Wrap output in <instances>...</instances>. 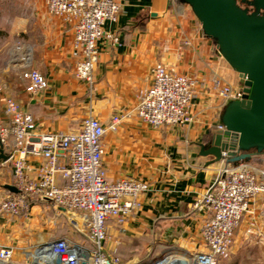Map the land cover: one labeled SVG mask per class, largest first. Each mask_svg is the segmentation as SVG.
I'll use <instances>...</instances> for the list:
<instances>
[{
	"label": "crops",
	"instance_id": "0c3cea01",
	"mask_svg": "<svg viewBox=\"0 0 264 264\" xmlns=\"http://www.w3.org/2000/svg\"><path fill=\"white\" fill-rule=\"evenodd\" d=\"M115 1L122 11L106 30L118 35L120 42L100 43L90 89L75 77L74 33L64 19L49 14L45 0H1L0 53L9 45L29 48L19 52L23 64H0V120L6 122L5 97L17 101L44 133L77 132L90 116L108 126L113 117L131 112L116 132L106 134L104 167L111 181L138 179L148 183L151 192L140 196L141 208L124 225L110 224L107 250L122 264L160 260L189 264L206 251L201 233L208 214L196 203L223 166L206 155L226 108L219 90L240 87V77L205 36L188 5L179 0ZM158 63L196 80L192 125L155 129L132 113L142 91L152 85V70ZM27 64L47 79L46 90L35 95L26 91L22 75ZM254 158L264 168V155ZM29 163L37 167L44 162L31 158ZM59 183H65L61 177ZM7 186L14 187L12 169L0 157V199L13 193ZM73 230L82 233L66 214L36 204L26 215L0 220V247H13L14 263H27V256L38 247L73 240ZM263 234L264 196H260L251 203L231 256L223 262L264 264ZM85 243L81 244L88 247Z\"/></svg>",
	"mask_w": 264,
	"mask_h": 264
},
{
	"label": "built area",
	"instance_id": "2783aa9c",
	"mask_svg": "<svg viewBox=\"0 0 264 264\" xmlns=\"http://www.w3.org/2000/svg\"><path fill=\"white\" fill-rule=\"evenodd\" d=\"M45 2L49 14L62 17L72 28L74 56L78 60L75 77L92 89L100 43L120 42L118 35L106 30V25L117 20L121 4L115 0ZM152 77V85L142 91L132 113L155 129L192 125L196 80L161 63L153 68ZM22 78L32 95L49 86L44 75L29 64ZM219 95L227 106L231 101L243 100L244 91L241 86H225ZM3 104L6 122L0 120V149L9 152L7 162L18 193L0 199V220L26 215L35 202L47 203L66 214L84 232L88 243L87 247L67 239L50 241L33 250L26 264H122L107 250L109 226L124 225L141 208L140 196L151 192V187L133 178L111 181L104 167V140L107 132H116L131 112L113 117L108 126L90 116L77 132L44 133L13 98H3ZM218 129L224 128L219 125ZM31 158L44 163L35 167L29 163ZM228 158L223 153V166L215 182L196 203L208 214L201 233L206 251L197 253L189 264H220L228 260L251 203L264 196V168L251 162L229 164ZM59 177L64 184L59 183ZM261 236L264 244V234ZM14 256L13 247H0L1 264H14ZM168 263L169 260H160L155 264Z\"/></svg>",
	"mask_w": 264,
	"mask_h": 264
},
{
	"label": "water",
	"instance_id": "95a60500",
	"mask_svg": "<svg viewBox=\"0 0 264 264\" xmlns=\"http://www.w3.org/2000/svg\"><path fill=\"white\" fill-rule=\"evenodd\" d=\"M199 21L205 36L238 73L244 97L227 104L223 130L213 133L206 155L236 165L264 155V0H181ZM0 157L9 160L3 149ZM7 189L17 194L15 187ZM151 263V264H155ZM1 264V263H0Z\"/></svg>",
	"mask_w": 264,
	"mask_h": 264
},
{
	"label": "rangeland",
	"instance_id": "374dc122",
	"mask_svg": "<svg viewBox=\"0 0 264 264\" xmlns=\"http://www.w3.org/2000/svg\"><path fill=\"white\" fill-rule=\"evenodd\" d=\"M27 47V46H26ZM29 47L25 48V46L23 44H20V45H16L15 47L12 48V46H7L5 47L4 51L2 53H0V64L4 63L5 61H7V65L9 67H12V66H19L21 64H23V62L21 61V57H19V52H25L26 50L25 49H28ZM11 51V52H9ZM260 159H252L250 162L254 165H257L258 163L257 162H260L259 161ZM42 205V206H46V207H50V210H53L54 212H59L58 209H56L54 206L50 205V204H47V203H42V202H36V203H33L32 205ZM31 205V206H32ZM74 238L73 241L74 243H82V244H86V238L84 236V232L82 233H78L76 232V230H73L72 232ZM56 238H58L56 236ZM122 261V260H121ZM14 264H18V263H14ZM19 264H26V263H19ZM220 264H228V263H225V262H221ZM229 264H232V263H229Z\"/></svg>",
	"mask_w": 264,
	"mask_h": 264
},
{
	"label": "trees",
	"instance_id": "16d2710c",
	"mask_svg": "<svg viewBox=\"0 0 264 264\" xmlns=\"http://www.w3.org/2000/svg\"><path fill=\"white\" fill-rule=\"evenodd\" d=\"M179 1H181V0H179Z\"/></svg>",
	"mask_w": 264,
	"mask_h": 264
}]
</instances>
